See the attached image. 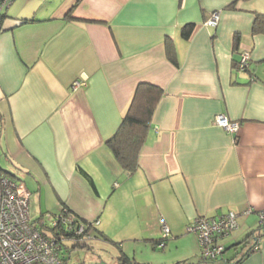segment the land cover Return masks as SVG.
Instances as JSON below:
<instances>
[{
	"label": "crops",
	"instance_id": "0c3cea01",
	"mask_svg": "<svg viewBox=\"0 0 264 264\" xmlns=\"http://www.w3.org/2000/svg\"><path fill=\"white\" fill-rule=\"evenodd\" d=\"M2 7L0 169L22 178L29 210L40 212L34 222L66 208L106 233L117 225L120 252L151 264H264V230L254 228L264 210V22L253 29L264 0H12ZM214 10L217 23L208 25ZM242 50L247 68L236 70ZM77 78L84 83L73 87ZM139 82L162 94L129 172L106 141ZM217 113L238 120V131L215 124ZM227 210L238 215L219 239L224 259H199L186 225ZM255 229L257 249L234 263L254 239L228 246Z\"/></svg>",
	"mask_w": 264,
	"mask_h": 264
},
{
	"label": "built area",
	"instance_id": "2783aa9c",
	"mask_svg": "<svg viewBox=\"0 0 264 264\" xmlns=\"http://www.w3.org/2000/svg\"><path fill=\"white\" fill-rule=\"evenodd\" d=\"M11 1L0 0V6L6 7ZM218 16V10L212 11L205 23L215 26ZM247 64L248 51L242 50L237 69L243 70ZM82 83L84 81L77 78L72 86ZM214 122L233 134L239 128L238 120L230 119L224 113H217ZM250 211L249 207L244 210L247 213ZM258 214L259 221L264 224V210ZM237 215L233 210L217 216L200 215L186 225V231L193 233L197 239L200 258L208 260L222 254L224 245L219 239L237 227ZM49 216L51 218L48 224H43V219L34 222L29 214L28 189L25 183L0 174V264H61L65 261L62 259V251L66 239L70 237L64 230L77 234L84 230V225L76 222L66 208ZM160 226L166 236L169 227L163 219H160Z\"/></svg>",
	"mask_w": 264,
	"mask_h": 264
},
{
	"label": "trees",
	"instance_id": "16d2710c",
	"mask_svg": "<svg viewBox=\"0 0 264 264\" xmlns=\"http://www.w3.org/2000/svg\"><path fill=\"white\" fill-rule=\"evenodd\" d=\"M262 22H264V14H256L254 23H253V29L260 30L263 27L261 25ZM189 26L192 27L191 24ZM184 28L182 30L183 31L182 34L183 36L187 37L191 31V28L190 27L185 28V29ZM236 45L237 44H235V47ZM166 50H167L166 52H167V56L169 57V59L175 60L174 49H173L172 44L167 43ZM237 65H238V60L235 63L236 70H237ZM161 94H162L161 87L154 85L152 83H149V82H139L133 91V94L120 119V122L117 128L115 129L114 133L106 141V143L110 147L117 162L120 164V166L123 169L129 172L134 171L135 168L137 167L139 150H140L142 143L145 140L146 131L149 126L152 112ZM83 173L85 174V172ZM0 174L5 175L9 178H13L17 180L19 179V178L14 177L15 173L11 170L4 171L0 169ZM67 212H71V211L67 209ZM46 213L41 215L40 218H37V220L43 219L44 220L43 224H48L49 222H47V219L45 216ZM56 213L57 211L49 212L50 215H54ZM71 213H72L74 220H76V222L82 223L84 225V230L77 234H73L72 231L64 230V233H67L66 235L69 236L70 239L76 240L75 238L77 236H81L82 234H87L91 229L95 228L96 220L87 221L84 219H80L75 213L73 212ZM258 229L264 230V224L261 223L260 221H259ZM258 229L250 231L238 243L228 246V248L233 247L239 243L245 246V244L247 243L250 237L254 239L253 244L245 252L242 253L241 257H238L235 261H233L234 263H239L244 256H246L248 253L257 249L258 239L260 237L259 235L260 232ZM98 231H99V235L102 238L104 239L107 238L106 234H104L101 230H98ZM99 235L98 237H100ZM65 243H64V247H65ZM75 245H77V243H74L72 246L74 247ZM226 249L227 247L224 246V250L220 256L213 258V259H208V261H217L219 259H224L223 256H224V252ZM62 259L65 260V257H62ZM199 259L206 260L200 257ZM117 260H118L117 264H151L148 262L138 261L134 257L128 256L123 251H121L120 254L118 255ZM223 261L225 262H223L222 264L231 263L230 258L224 259ZM186 263L187 262L185 261H177L174 264H186Z\"/></svg>",
	"mask_w": 264,
	"mask_h": 264
},
{
	"label": "rangeland",
	"instance_id": "374dc122",
	"mask_svg": "<svg viewBox=\"0 0 264 264\" xmlns=\"http://www.w3.org/2000/svg\"><path fill=\"white\" fill-rule=\"evenodd\" d=\"M18 172L23 173L21 170H18ZM19 178L22 179L21 177ZM29 214L31 219H35L38 217L40 212L30 208ZM45 216L47 222H50L51 217L49 216V213H46ZM258 225L259 223H256L254 228H257ZM111 228L113 230L107 233L106 231L102 230V232L106 234V239L99 235V226L91 229L87 234L77 236L75 238L76 240L67 238L65 247L62 251L65 261H63L61 264H73L76 262H81L82 264H117V255L120 252V239L123 234H121V230H118L119 227L117 225L111 226ZM98 235L100 237H98ZM74 243H77V245L73 247L72 245Z\"/></svg>",
	"mask_w": 264,
	"mask_h": 264
}]
</instances>
